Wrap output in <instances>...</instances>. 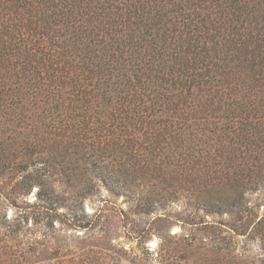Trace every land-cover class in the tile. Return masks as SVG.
Returning a JSON list of instances; mask_svg holds the SVG:
<instances>
[{
	"label": "trees",
	"instance_id": "1",
	"mask_svg": "<svg viewBox=\"0 0 264 264\" xmlns=\"http://www.w3.org/2000/svg\"><path fill=\"white\" fill-rule=\"evenodd\" d=\"M43 162L201 204L199 244L170 215L140 231L158 264H249L240 238L264 255V0H0V194Z\"/></svg>",
	"mask_w": 264,
	"mask_h": 264
},
{
	"label": "rangeland",
	"instance_id": "2",
	"mask_svg": "<svg viewBox=\"0 0 264 264\" xmlns=\"http://www.w3.org/2000/svg\"><path fill=\"white\" fill-rule=\"evenodd\" d=\"M51 167L43 162L32 171L39 174V185L24 187L17 180L8 188V196L0 194V264H9L11 258V264H128L145 247L158 264L159 233L152 230L146 241L136 239L158 215L172 217V235L196 239V244L203 239L183 220L207 215L206 210L184 193L166 202L150 189L120 178L110 177L104 183L78 180L66 177L70 165ZM248 200L262 217L264 195L249 194ZM227 215L213 219L229 222L233 216ZM235 244L246 262L264 264L258 243L240 238Z\"/></svg>",
	"mask_w": 264,
	"mask_h": 264
}]
</instances>
